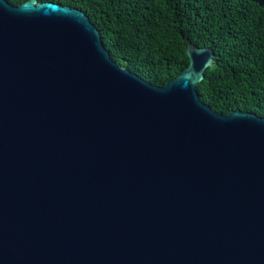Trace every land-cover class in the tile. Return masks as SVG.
Here are the masks:
<instances>
[{
  "label": "water",
  "instance_id": "1",
  "mask_svg": "<svg viewBox=\"0 0 264 264\" xmlns=\"http://www.w3.org/2000/svg\"><path fill=\"white\" fill-rule=\"evenodd\" d=\"M155 85L84 11L0 0V264H264V116Z\"/></svg>",
  "mask_w": 264,
  "mask_h": 264
},
{
  "label": "trees",
  "instance_id": "2",
  "mask_svg": "<svg viewBox=\"0 0 264 264\" xmlns=\"http://www.w3.org/2000/svg\"><path fill=\"white\" fill-rule=\"evenodd\" d=\"M50 1L84 11L111 58L155 85L188 65L184 37L210 47L214 62L197 83L200 100L222 114L264 116V0Z\"/></svg>",
  "mask_w": 264,
  "mask_h": 264
}]
</instances>
